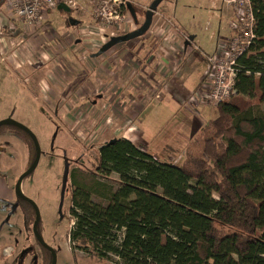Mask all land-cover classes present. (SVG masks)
Instances as JSON below:
<instances>
[{
  "label": "rangeland",
  "instance_id": "374dc122",
  "mask_svg": "<svg viewBox=\"0 0 264 264\" xmlns=\"http://www.w3.org/2000/svg\"><path fill=\"white\" fill-rule=\"evenodd\" d=\"M126 1L76 0L77 8H71L70 13L56 7L45 13L39 26L27 28L11 15L0 0V121L12 118L23 123L35 133L40 143L43 154L34 180L31 177L27 179L29 187L26 188V195L38 205L41 235L55 248L57 264H117L116 261L103 260L86 252L73 250L69 235L74 223L71 214L72 175L65 198L66 218L60 220V216L56 217L58 199L53 194L55 186L59 187V192L61 189L59 176L63 174L65 157L72 161L71 174L76 170L83 173L95 171L100 146L123 135L124 131L129 132L128 128L134 126V117L124 116L123 113L129 107L132 108L135 102V125L138 126L139 133L146 134L151 140L136 144L163 161L184 165L187 161V149L192 151L191 144L197 147L196 143L191 142L198 138L201 124L205 125L218 116L217 106L204 101L197 113L199 120L195 122L184 110L181 101L176 100L175 104L165 95H159L165 98L164 102H160L161 99L157 96L146 98L144 95L134 101L133 94L121 93L123 90H119L118 85H113L111 78L122 75L119 61L128 57L129 52L135 56L133 63L136 70H141H137L136 75V71L132 73L136 78L132 80L133 85L139 79L148 81L155 72L159 75L157 60L162 62L168 57L173 62H182L176 73L178 76L186 70L197 68L198 72L194 76L189 73L186 75L192 82L190 86L193 87V92H197L208 68L207 56L218 52L231 36L229 23L234 15L227 0H164L155 12L148 32L135 39L132 51H128L125 43L118 44L93 60L91 53L98 51L112 36L137 29L144 22V12L153 0H130L138 9V25L126 7ZM5 15H10L11 18H6ZM109 17L112 19L108 24L106 18ZM70 18L79 19L81 23L71 26ZM167 33L176 37V33L184 37L193 35L195 38L183 50L184 37L178 35L170 40L169 46L164 41ZM171 36L167 34L166 37L172 38ZM27 37V47L18 49L17 44ZM89 39L91 42L87 44ZM68 43L70 45L66 47ZM84 45L91 49L83 48ZM173 46L176 53L171 50ZM16 50L18 53H14ZM22 59L26 62L18 68V61ZM37 60L40 65L47 62L44 69V63L39 68ZM68 61L71 64L67 69L64 64ZM140 62H145L148 66L145 78L144 74L143 77L138 74L143 71ZM30 72L32 76L29 75ZM48 75L56 78L53 83L45 77ZM107 80L109 83L105 84ZM114 91L119 94L114 95ZM246 101L255 103L258 99L246 98ZM187 105L190 108L192 106ZM127 120L131 125L123 131L122 126ZM7 129L15 128L1 127L0 143L5 140H15L18 144L32 143L20 130ZM217 141L222 143L221 140ZM19 150L23 155L24 148L21 145ZM18 159L22 164V156L16 151L15 154L8 151L6 157L2 156L1 172L7 178L20 171ZM112 178L118 179L115 175ZM1 205L3 203L0 202V222H3L0 225V252H4V248L12 246V242L16 240L18 246L23 247L26 218L22 210L19 208L12 212ZM217 227L221 232L231 230L220 224ZM13 234L16 235V240L10 238ZM39 250L41 251L40 248ZM29 257L33 258V255L30 254Z\"/></svg>",
  "mask_w": 264,
  "mask_h": 264
},
{
  "label": "trees",
  "instance_id": "16d2710c",
  "mask_svg": "<svg viewBox=\"0 0 264 264\" xmlns=\"http://www.w3.org/2000/svg\"><path fill=\"white\" fill-rule=\"evenodd\" d=\"M250 2L254 37L234 93L184 165L118 137L95 171L73 172L74 251L117 264H264V0Z\"/></svg>",
  "mask_w": 264,
  "mask_h": 264
},
{
  "label": "flooded vegetation",
  "instance_id": "af4514ba",
  "mask_svg": "<svg viewBox=\"0 0 264 264\" xmlns=\"http://www.w3.org/2000/svg\"><path fill=\"white\" fill-rule=\"evenodd\" d=\"M138 10V9H137ZM136 24V22H135ZM138 25V24H136ZM121 35V34H120ZM135 39L130 40L128 42H123L120 44H126V47L128 49H131L133 47V44ZM118 45V44H117ZM106 53V52H105ZM104 54V53H103ZM101 54V55H103ZM99 55V56H101ZM44 63V62H43ZM41 63V65L43 64ZM41 65H38L39 68H41ZM45 63L43 64V66ZM42 66V67H43ZM100 96V95H99ZM1 127H12L15 129L20 130L25 136H27L29 139L31 137L22 129L11 125V124H4L1 125ZM15 129H7L8 131H15ZM16 133H14L15 135ZM32 143H23L20 142L15 143V140H5L2 141L3 143H0V161L2 159V156H7L8 151H13L15 154V151L22 156V164L21 160L18 159L19 163L21 164V169L19 172H15V175L13 177L7 178L2 172H1V166H0V202L3 203L1 205L4 209H9L12 212L17 211L19 208L22 210L24 217L26 218L25 221V235L26 239L24 237L25 244L23 247L18 246V241L15 239L16 235H10L11 239H14L16 241L12 242V246L5 247L4 252H0V264H30V260L32 261L31 264H57V252L55 248L51 245H49L44 238L41 235L40 231V210L38 208V205L36 202L29 198L28 195H26V188L29 187V184L27 183L28 178H32L34 180L35 171L39 167L41 157H42V151H41V157L40 161L37 165V167L30 171L31 167L34 165L35 159H36V147L35 143L31 139ZM110 141V140H109ZM19 145L24 148L23 155H21V152L19 150ZM9 148V149H8ZM66 157L63 159V169L61 176H59V179H61V189L59 192V187L55 186V192L53 196L58 199L57 208L58 209V215L56 213V217L60 216V220L65 219V198H66V192L67 189H70V176L72 175L70 172V167L72 161H68ZM66 163H68L69 166V176H68V182L66 186V192L64 195V200L62 202V184H63V176L65 171ZM58 180V179H57ZM60 181V180H59ZM60 194V195H59ZM59 196V198H58ZM3 222H0V225H2ZM2 234V230L0 228V236ZM2 237V236H1ZM1 242V240H0ZM41 251L39 250V248ZM38 251V252H37ZM40 251V252H39ZM32 254L33 258L29 257V255ZM11 260V261H10Z\"/></svg>",
  "mask_w": 264,
  "mask_h": 264
},
{
  "label": "built area",
  "instance_id": "2783aa9c",
  "mask_svg": "<svg viewBox=\"0 0 264 264\" xmlns=\"http://www.w3.org/2000/svg\"><path fill=\"white\" fill-rule=\"evenodd\" d=\"M61 2L66 3L70 8H77L76 0H6L5 7L21 24L30 28L39 26L45 13L58 7ZM227 2L232 7L234 15V19L230 20L234 36L223 43L218 52L207 56L208 68L204 85L198 90L199 96L204 93L205 103L215 106L231 99L239 70L238 59L254 37L255 18L250 0H227ZM5 16L11 18L10 15ZM111 19V17L106 18L108 24Z\"/></svg>",
  "mask_w": 264,
  "mask_h": 264
},
{
  "label": "crops",
  "instance_id": "0c3cea01",
  "mask_svg": "<svg viewBox=\"0 0 264 264\" xmlns=\"http://www.w3.org/2000/svg\"><path fill=\"white\" fill-rule=\"evenodd\" d=\"M164 14L169 17V15H167L166 12H164ZM153 19H154V17H153ZM167 34H169L170 36L172 35L170 33H167ZM167 34H166V36H167ZM176 35H177V37H178V35L181 38L184 37V36H181L178 33H176ZM231 35H234L233 30L231 31ZM166 36H165L164 41H167L166 44H168L169 46H171V44L169 43L170 40H172L173 38H177V37L176 36H171L172 38H169V37H166ZM185 37H188V36H185ZM185 37H184V41H183V50L186 49V47L190 46V44L186 45V41L189 39V37L186 40H185ZM27 39H28V37L26 38V40H25V38H23L20 41V43L17 44L18 49H22L23 50L24 48L27 47V45H26ZM89 42H91L90 39H89V41H86L87 44ZM191 42H193V40ZM95 44H96V42H95ZM69 45L70 44L68 43L65 46L68 47ZM82 47L83 48H86L88 50L91 49V48L85 47V45L82 46ZM88 47H90V46L88 45ZM134 48H135V45H133V47L131 49H129L128 51H130V50L132 51ZM171 50L175 51V46H173ZM98 51H99V49H98ZM98 51H96L94 53H91V56L90 57L93 60L94 59H97V57H99V56H97V57L93 56V54L97 53ZM163 52L168 53L165 50H163ZM14 53H18V50H16ZM174 53H176V51ZM133 60H135V56L132 55V53L129 52V56L128 57L123 58L121 61H119L122 75L113 76L111 78L112 84L113 85H118V89L119 90L120 89L123 90L121 93H124V94H127V93L130 94V93H132L133 94L132 96H133L134 101L138 97H141V96L144 95L146 98L157 96L158 99H161L160 102H164L165 101V98L164 97H160L159 95H161V96L162 95H165V97L171 98L172 101L175 104H176V100L177 101H181L184 110L191 116V119L194 120V122L197 121V120H199V117L197 116L198 115L197 113L202 108L201 107L202 106L201 105L202 102L205 101L204 100V93L202 92L203 93L202 96H199L198 95V93L200 92V91H198L199 89L197 90L198 92H195L194 93L193 92V87L190 86V84L192 82H191L190 78H187L186 77V75L188 73L191 76H194L198 72L197 68H194L192 70H186V72H184L181 76H178V75H176V73L180 70V68H181L180 65L182 64V62L181 61L173 62L168 57H166L162 61L163 64H162L161 61L157 60V64H158L157 66H158V69L160 70V74L159 75L155 72V73L152 74L153 76L151 77V75H150V78H149V74H148V78H149L148 81H145L144 82L142 79H139V80L137 79L139 82L136 81V84L133 85L132 80H134L136 78L134 76H132L133 75L132 73L134 71H136V72H134V74L136 75L137 74V70H139V69L136 70L137 67L133 63L134 62ZM37 61H38L37 64L40 65V61L39 60H37ZM201 61H203V59ZM18 62H19L18 68H20V65H24L26 61L24 59H22V60H20ZM46 64H47V62H45V65L42 67L43 69L45 68ZM70 64H71V62L68 61V63L64 64V66H66V68L68 69V66H70ZM139 64L142 65L141 68L143 70L142 73H138L139 74V77L140 76L143 77L142 74H144V77L143 78H145V73H148V71H146V68H148V66H147V64L145 62L144 63L143 62H140ZM152 64L153 63H151V66H152ZM34 65L35 64H32L31 66H34ZM116 67H117V62H116ZM67 69H66V71H67ZM139 71H141V70H139ZM85 73L87 74V72H85ZM205 74H206V72H205ZM205 74L203 75V78H202L201 83L199 85L200 87H198V88H203ZM29 75L32 76L31 72L29 73ZM27 77H29V76H27ZM45 77L48 78V80H49L50 83H53L54 80L56 79V78H53L52 76H49V75L48 76H45ZM162 77H164L163 80L162 79H159V78H162ZM43 79H44V77H43ZM65 82L70 83V81H65ZM71 82H72V80H71ZM106 83H109L108 80H107V82H105V84ZM121 85H122V87H121ZM117 94H119V93H117L116 91H114V95H117ZM195 98H197V99L195 100ZM111 103H114V101L111 102ZM187 103L189 105H192L191 108L187 105ZM136 104L137 103L134 102L133 107L132 108L129 107L128 109H126L127 111L123 113L124 116H127L128 115V117L129 116H133L134 117V119H133L134 126L128 128L131 124L127 120V123H125L122 127H123V131L128 128V131L129 132L124 131V134L121 135V136H119V137L127 138V139L133 141L134 143H147L146 141H151V140L149 139V137L146 134L139 133L138 126L135 125V121H136L135 120V117H136V112H135V110H136ZM201 126L203 127L204 125L201 124ZM114 127H115V125H114ZM140 130H141V128H140ZM156 138H157V136H156ZM192 140H190V142ZM190 142H188V143H190Z\"/></svg>",
  "mask_w": 264,
  "mask_h": 264
},
{
  "label": "water",
  "instance_id": "95a60500",
  "mask_svg": "<svg viewBox=\"0 0 264 264\" xmlns=\"http://www.w3.org/2000/svg\"><path fill=\"white\" fill-rule=\"evenodd\" d=\"M162 1L163 0H153L151 2V4L149 5L148 9L144 12V22L137 29L129 31L125 34L112 36L105 44H103L99 48V51L97 53L93 54V56L97 57V56L107 52L108 50H110L112 47H114L117 44H120L123 42H128L130 40L142 37L144 34H146L152 25L155 12L157 11V9H158L159 5L162 3ZM58 9L66 12V13H70L72 11V9L64 2H61L58 5ZM127 9L129 10V12L132 15L136 24H139L138 10L134 6L132 1H130V0H128V2H127ZM80 23H81V21L79 19H76V18H70V20H69V25H71V26H77ZM194 38H195V36L191 35L189 37V39L186 41V45L190 44L191 41L194 40ZM4 124H11V125H14L20 129L24 130L31 137L33 142L35 143L36 159H35L34 165L31 167L29 172L34 170L37 167V165L40 161V157H41V146H40V143L38 141L37 136L26 125H24L23 123H21L17 120L12 119V118H6V119L0 121V126L4 125ZM115 139L116 138H113L109 142H114ZM68 176H69V166H68V163H66L64 176H63V184H62V202L64 200V195L66 192Z\"/></svg>",
  "mask_w": 264,
  "mask_h": 264
}]
</instances>
